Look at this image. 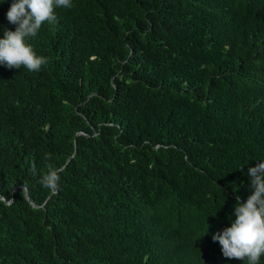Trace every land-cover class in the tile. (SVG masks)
Returning <instances> with one entry per match:
<instances>
[{"label": "trees", "instance_id": "obj_1", "mask_svg": "<svg viewBox=\"0 0 264 264\" xmlns=\"http://www.w3.org/2000/svg\"><path fill=\"white\" fill-rule=\"evenodd\" d=\"M72 4L0 65V264H248L212 236L264 162V0Z\"/></svg>", "mask_w": 264, "mask_h": 264}, {"label": "clouds", "instance_id": "obj_2", "mask_svg": "<svg viewBox=\"0 0 264 264\" xmlns=\"http://www.w3.org/2000/svg\"><path fill=\"white\" fill-rule=\"evenodd\" d=\"M72 0H13L6 18L10 24L16 25L15 31L5 30L0 39V65L8 69L19 70L24 66L31 72L40 71L48 63L47 58L37 56L28 38H34L42 25L58 22L54 11L56 8L70 9ZM45 159H50L45 156ZM31 174L37 175L34 164ZM61 169L49 167L40 175L39 183L43 188L55 193L59 189ZM252 194L246 202L236 196L234 207L235 220L222 233L212 236L213 241L221 246L222 255L227 259L244 261L248 264H259L264 255V162L248 169Z\"/></svg>", "mask_w": 264, "mask_h": 264}]
</instances>
